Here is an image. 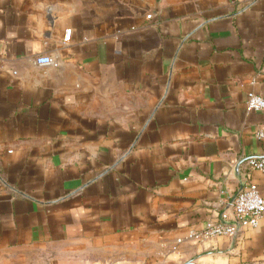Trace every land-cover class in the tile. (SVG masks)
Listing matches in <instances>:
<instances>
[{
    "label": "crops",
    "instance_id": "0c3cea01",
    "mask_svg": "<svg viewBox=\"0 0 264 264\" xmlns=\"http://www.w3.org/2000/svg\"><path fill=\"white\" fill-rule=\"evenodd\" d=\"M250 94L264 0H0V264H264L190 236L264 197Z\"/></svg>",
    "mask_w": 264,
    "mask_h": 264
},
{
    "label": "built area",
    "instance_id": "2783aa9c",
    "mask_svg": "<svg viewBox=\"0 0 264 264\" xmlns=\"http://www.w3.org/2000/svg\"><path fill=\"white\" fill-rule=\"evenodd\" d=\"M36 63L39 65L52 64L50 56H38ZM248 111L264 112V97L250 94L246 100ZM257 137H264L260 130ZM250 169L264 174V157L247 160ZM264 215V197L259 194L253 185L239 190L230 202V210H224L217 221H207L200 232H192L195 239H208L217 236H236L245 227H255L260 217Z\"/></svg>",
    "mask_w": 264,
    "mask_h": 264
}]
</instances>
